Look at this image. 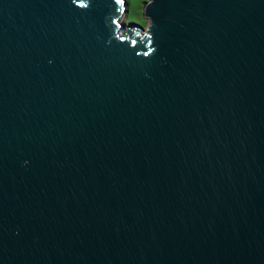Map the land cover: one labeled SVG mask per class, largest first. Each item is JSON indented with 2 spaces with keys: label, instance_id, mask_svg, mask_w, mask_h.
I'll use <instances>...</instances> for the list:
<instances>
[{
  "label": "water",
  "instance_id": "obj_1",
  "mask_svg": "<svg viewBox=\"0 0 264 264\" xmlns=\"http://www.w3.org/2000/svg\"><path fill=\"white\" fill-rule=\"evenodd\" d=\"M0 0V264H264V0Z\"/></svg>",
  "mask_w": 264,
  "mask_h": 264
},
{
  "label": "rangeland",
  "instance_id": "obj_2",
  "mask_svg": "<svg viewBox=\"0 0 264 264\" xmlns=\"http://www.w3.org/2000/svg\"><path fill=\"white\" fill-rule=\"evenodd\" d=\"M147 2L148 0H127L128 11L124 17V21L147 27L148 21L142 18V8Z\"/></svg>",
  "mask_w": 264,
  "mask_h": 264
}]
</instances>
